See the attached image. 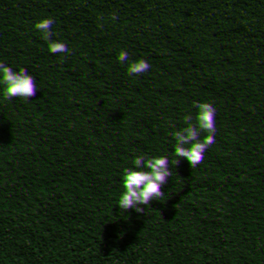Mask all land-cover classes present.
Returning a JSON list of instances; mask_svg holds the SVG:
<instances>
[{"label":"trees","instance_id":"obj_1","mask_svg":"<svg viewBox=\"0 0 264 264\" xmlns=\"http://www.w3.org/2000/svg\"><path fill=\"white\" fill-rule=\"evenodd\" d=\"M232 58L251 65L247 79L223 78ZM243 84L264 88L261 0H0V94L22 92L26 104L22 120L0 122V264H67L63 235H17L32 231L25 214L63 203L74 213L63 232L84 223L91 249L73 264H264V99L244 100ZM130 100L141 118L124 121L118 108ZM38 112L54 128L48 157L28 151L34 141L12 148ZM98 151L107 183L94 212L79 213L71 188L82 156ZM245 167L257 173L258 214L226 216L218 248L197 252L215 226L202 219L200 180ZM168 173L180 184L174 211L154 202Z\"/></svg>","mask_w":264,"mask_h":264},{"label":"clouds","instance_id":"obj_2","mask_svg":"<svg viewBox=\"0 0 264 264\" xmlns=\"http://www.w3.org/2000/svg\"><path fill=\"white\" fill-rule=\"evenodd\" d=\"M67 6L71 7L76 0H62ZM250 4H255L256 0H249ZM264 3V0H261ZM105 38L100 37L99 47L104 46ZM251 65L246 60L228 59L224 63L223 78L229 82H237L249 77ZM217 83L214 69L209 68L205 73L203 88L209 95L213 93V87ZM242 96L246 101H259L264 99V88L256 85L243 84ZM24 94L18 93L10 98L0 94V122H15L22 120L25 109ZM139 102L130 100L121 103L118 108L120 118L124 121H135L140 119ZM52 120L44 112H38L34 122L28 123L23 131L15 133L12 148L19 152L25 141H34L28 147L34 156L48 157L52 155L54 146L49 137L54 134V128L51 126ZM103 151L84 155L81 158V166L77 175L80 179L78 185L71 188V199L79 202V213H93L95 207L100 203L101 196L98 189L101 185L107 183L105 171L108 165L101 160ZM257 173L252 168H242L239 172H233L224 168L222 172H209L206 177L200 180L202 193L207 194L206 202L203 204V212L209 225L214 222L215 226H209L207 235H201L196 246V251L201 254H212L217 248L220 239L217 226H219L226 216H232L241 224L252 216L258 214V208L254 204L252 196L256 189ZM154 202L160 207H167L170 210L177 208V199L175 194L180 189L173 174L160 175L154 181ZM68 201V200H67ZM81 201H84L81 208ZM74 218V213L69 211L63 204H46L41 209L29 212L23 216V222L32 231L25 233L20 231L17 235L24 239L26 236L30 240H38L41 237L51 241L58 236L63 235L60 241L58 257L73 264L81 257L89 255L88 236L84 223L80 222L70 231L63 232V229L69 227V221ZM188 223V221H187ZM186 223V224H187ZM200 230L199 221L192 227V232ZM182 243V242H180Z\"/></svg>","mask_w":264,"mask_h":264}]
</instances>
